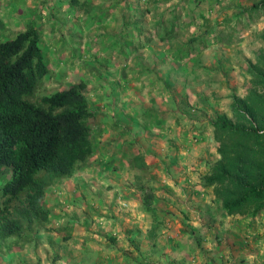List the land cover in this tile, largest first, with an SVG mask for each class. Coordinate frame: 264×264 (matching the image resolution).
<instances>
[{"label": "rangeland", "instance_id": "1", "mask_svg": "<svg viewBox=\"0 0 264 264\" xmlns=\"http://www.w3.org/2000/svg\"><path fill=\"white\" fill-rule=\"evenodd\" d=\"M79 1L0 0V39L27 21L40 32L50 72L37 93L82 78L95 116L92 156L48 191L50 220L37 224L33 240L13 249L10 239L0 242V264H264L263 211L224 215L211 185L200 182L213 194L209 206L183 189L184 175L200 172L188 164L203 158L202 141L199 133H179L189 147L177 148L173 120L195 114L211 125L217 112L233 118V95L252 85L247 67L264 53V10L242 12L255 0ZM201 34L204 44L188 43ZM115 109L122 112L114 116ZM210 143L216 147L215 140L202 146ZM134 154L144 165L130 161ZM8 175L5 168L0 181ZM139 181L153 192L155 229Z\"/></svg>", "mask_w": 264, "mask_h": 264}, {"label": "trees", "instance_id": "2", "mask_svg": "<svg viewBox=\"0 0 264 264\" xmlns=\"http://www.w3.org/2000/svg\"><path fill=\"white\" fill-rule=\"evenodd\" d=\"M258 10H264V0L252 1L242 12ZM174 18L171 14L165 27L161 19L156 23L166 32ZM259 36L264 43V30ZM39 38V30L27 21L10 37L0 39V174L5 168L9 173L0 181V242L10 239V249L33 240L37 224L48 220L49 209L43 205L47 188L71 175L93 154L95 116L83 92L84 80L37 93L50 72ZM221 39L226 42L229 37ZM192 40L204 44L205 36L187 38L188 43ZM247 71L252 85L243 96L233 95V118L217 112L211 119L218 157L206 161L208 170L201 176L203 185L213 187L224 215L264 212V53ZM131 160L144 165L140 154ZM137 188L155 229L160 221L153 192L140 181ZM154 235L155 230L150 237ZM128 239L134 243L133 236Z\"/></svg>", "mask_w": 264, "mask_h": 264}, {"label": "crops", "instance_id": "3", "mask_svg": "<svg viewBox=\"0 0 264 264\" xmlns=\"http://www.w3.org/2000/svg\"><path fill=\"white\" fill-rule=\"evenodd\" d=\"M180 1L183 2V0H178L177 4H179ZM188 12L190 13L189 8L187 9V13L186 14H187V18L191 19L192 15L189 14ZM167 69H169V67ZM167 72L168 71H166V73ZM162 78H165V77L162 76ZM84 81H86V80H84ZM100 86H104L106 88L107 85L106 84H104V85L98 84L97 87H100ZM121 89L119 90V88L116 87L115 91H112L110 93L108 92L109 94L113 95L112 96V98H113L112 101L113 102L116 101L117 97L119 96V92L121 91ZM100 95H101V97L99 96V100H101L102 97L105 94H100ZM114 111H117L116 114H114V116L119 115V113L122 112V110H120V109H115ZM133 111L136 114V115H134V117L136 116V118L138 119L137 112H135V110H133ZM184 116H185V118H182L181 115L175 114V117H177V119H173V120L177 121V125H176L177 126V148H181V150H182V149H187L189 147V144H188L189 141L187 140V137L186 136L183 137V141H184L183 142L181 140V136L179 135V133H181V135L184 132H186V133L190 132L191 134L199 133V137H200L202 142H200L198 149L202 151L203 158L195 157V158H193L194 159L193 166H190V163L188 164L189 169H191V168L199 169L200 172H198L196 170L191 172L189 170V173L185 174L184 177H183L184 183H187V185H185L183 187V189L185 191L195 190V193L192 194L193 197L196 196L197 197V201H199V203L203 204L204 206H209V205H211L210 200H211V198H213V194H211V192H209L207 194L204 193L206 190L201 189L203 187L201 186V183H200L201 182L200 181V177L202 175H204L207 172V170H208V166L206 164V161H212V160H214V159H216L218 157V153L216 151V147H215L214 144L210 143L209 148H207L206 146L205 147L202 146L204 144L206 145L208 140L214 141L213 140V135H212V129H211L212 126L210 125L209 119H207V118L206 119H204L202 117L198 118V116H196L195 114L194 115L189 114V116H187V115H184ZM187 117H191V118L188 119ZM181 119H187L186 123H187V125H189L188 130L184 129V126H182V124H184V122H182ZM189 122H191V124H188ZM132 123L133 124H138L136 122H132ZM178 129H182V132L178 131ZM212 149H213V154H208V151H212ZM189 151H190V149H189ZM185 160L186 159H184V161ZM185 166H186V164H185ZM194 179H195V181L197 180V184L194 185L196 188H194L193 185H192V180H194ZM189 182H191V183H189ZM54 186L55 185L50 186V187L47 188V190L45 192L44 199H43V205L49 209L48 221L47 222H49V220H50V218H49L50 217V208H49L50 206L47 205L48 196L46 194ZM56 186H58V185H56ZM205 189H207V188L205 187ZM204 195L207 198H204ZM234 215H238V214L236 213V214H233L232 216L234 217Z\"/></svg>", "mask_w": 264, "mask_h": 264}]
</instances>
